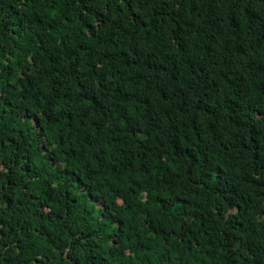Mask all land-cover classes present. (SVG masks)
I'll return each mask as SVG.
<instances>
[{"label":"trees","instance_id":"obj_1","mask_svg":"<svg viewBox=\"0 0 264 264\" xmlns=\"http://www.w3.org/2000/svg\"><path fill=\"white\" fill-rule=\"evenodd\" d=\"M0 264H264V0H0Z\"/></svg>","mask_w":264,"mask_h":264}]
</instances>
